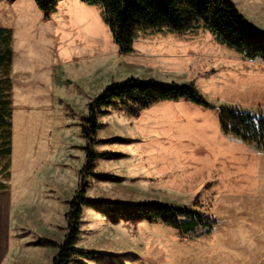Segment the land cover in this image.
Listing matches in <instances>:
<instances>
[{"label":"rangeland","instance_id":"1","mask_svg":"<svg viewBox=\"0 0 264 264\" xmlns=\"http://www.w3.org/2000/svg\"><path fill=\"white\" fill-rule=\"evenodd\" d=\"M233 2L264 31V0ZM132 77L191 84L215 109L182 99L138 116L111 107L86 138L89 103ZM0 100L9 123L0 128V264L52 263L58 249L34 242L64 241L88 151L111 156L96 160L87 196L184 206L219 222L181 233L84 207L77 247L105 256L75 264H264V150L225 134L217 110L264 111L261 60L202 27L143 31L123 53L100 5L61 0L45 19L34 0H0Z\"/></svg>","mask_w":264,"mask_h":264},{"label":"trees","instance_id":"2","mask_svg":"<svg viewBox=\"0 0 264 264\" xmlns=\"http://www.w3.org/2000/svg\"><path fill=\"white\" fill-rule=\"evenodd\" d=\"M12 2L14 0H5ZM61 0H34L44 18L55 11ZM88 5H100L104 20L113 41L121 52L133 50V43L138 33L147 30L166 29L183 34L198 28L210 31L216 39L242 54L249 60L264 62V31L256 28L237 8L233 0H79ZM186 100L198 106L215 109L197 89L189 84L179 85L174 82L164 83L154 79L140 80L129 78L121 84L108 86L104 92L88 105L89 116L84 117L83 135L90 139L102 127L96 122V114H107L108 108L124 107L130 114L139 115L140 111L166 100ZM3 101L0 100V128L9 127ZM219 125L225 134L255 144L264 150V111L251 112L239 107L220 106ZM88 124V125H87ZM9 130V129H7ZM10 136V132L8 133ZM10 140L1 152L9 155ZM98 154L87 152V160L81 171L78 188L68 201L69 208L65 215L67 234L62 243L40 237L34 244L58 249V254L51 264H75L78 258L97 260L105 255L97 251L83 250L77 247L80 235L81 216L84 207L102 210L113 221L119 218L132 222L147 221L160 223L174 228L181 233L191 232L197 227L213 228L219 219L203 215L194 209L165 204L162 202L146 203H103L86 195L84 181L92 172ZM99 179H107L98 176ZM5 188L0 186V189Z\"/></svg>","mask_w":264,"mask_h":264},{"label":"crops","instance_id":"3","mask_svg":"<svg viewBox=\"0 0 264 264\" xmlns=\"http://www.w3.org/2000/svg\"><path fill=\"white\" fill-rule=\"evenodd\" d=\"M145 112H147V109H146ZM138 119L141 120L142 118H138ZM138 119H137V120H138ZM137 120H136L135 122H137ZM139 160H141V159H139ZM139 160H138V161H139ZM142 161H146V162H147V157H144V158L142 159ZM32 244H33V243H32Z\"/></svg>","mask_w":264,"mask_h":264}]
</instances>
